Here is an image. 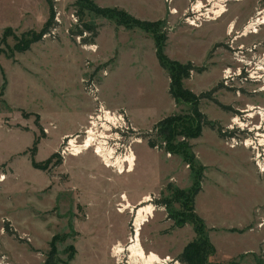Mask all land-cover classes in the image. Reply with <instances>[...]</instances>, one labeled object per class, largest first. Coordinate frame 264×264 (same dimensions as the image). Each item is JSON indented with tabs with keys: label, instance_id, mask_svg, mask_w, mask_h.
Listing matches in <instances>:
<instances>
[{
	"label": "rangeland",
	"instance_id": "obj_1",
	"mask_svg": "<svg viewBox=\"0 0 264 264\" xmlns=\"http://www.w3.org/2000/svg\"><path fill=\"white\" fill-rule=\"evenodd\" d=\"M92 1L102 8L124 11L140 21L160 22L159 33L166 38L164 54L182 65L204 68L203 73L192 71L190 78L183 81V87L197 96L211 93V99L200 100L199 110L215 126H203L196 139L181 137L179 141L187 143L201 167V191L194 199V213L207 226L216 251L209 257V263L255 264L258 258L264 259L260 245L264 239V175L259 174L253 163V151L241 146L230 149L226 145L227 127L232 118L241 116L239 111L244 112L248 107L264 108V91H258L261 84L241 85L235 77L228 85L223 80L226 70L236 74L243 58L245 75L255 71L257 65L263 66L260 61L264 54V26L257 34L241 38L239 35L264 11V0L228 1L227 12L222 17L203 21L199 27H192L186 21L187 16L193 15L190 9L197 0ZM76 2L0 0V179L4 177L0 182V264H45L54 237L56 258L66 264H136L129 260L128 253L117 262L112 257V243L116 238L126 237L123 245H128L134 215L141 205L150 203L156 212L142 228L140 243L146 252L156 253L162 259L169 256L174 264L180 261L184 248L196 239L190 223L177 221V217L182 221L188 209L175 199L178 197L175 190L189 191L194 180L191 167L183 157L167 153L165 143L151 148L148 142L156 139L153 128L159 121L187 115L190 104H177L169 94L170 78L157 60L153 34L119 27L90 12L81 18ZM201 2L208 5L206 0ZM49 3L55 14L49 31H54V35L49 38L43 35L27 51L18 53L15 47L19 42L28 46L24 42L28 43L29 36L39 35L47 25L51 15ZM171 9H176L177 14H170ZM78 20L79 23L82 20L81 27ZM84 24L93 25L98 34L102 31L104 44L110 32L114 47L101 53L97 37L93 43L86 44L87 49L79 45L76 37L80 32H86L88 38L91 36L83 29ZM231 25L235 29L232 35ZM69 61L73 66L72 73L69 71L71 77L82 80V94L77 83L65 85V66ZM117 71L127 74V82L110 80ZM91 81L99 101L109 110L125 112L133 124L125 109H116L112 104L128 105L157 122L150 130L136 127L142 142L133 147L138 158L133 177L129 175L133 172L118 175L105 168L91 151L66 158L57 153L41 163L35 160L42 140L54 143L82 119L85 109L80 96L94 103L86 84ZM70 90L73 96L81 94L76 101L70 98ZM160 117L163 119L157 120ZM51 120H55L57 128L50 124L54 129L48 132L51 126L42 123L49 125ZM257 121L255 118L246 125ZM12 126L21 127L24 132H9L7 127ZM29 127L32 131H25ZM233 132L232 136L239 140L247 138V135L241 137L239 130ZM22 151L25 153L15 161L10 159ZM243 157L250 158L253 173L249 168L243 171ZM33 159L39 165L52 161L46 170H40L33 167ZM130 176L141 182L139 188L129 181ZM129 189L133 196L126 195ZM139 190L149 195L143 199L137 196ZM121 196L134 205L135 208L131 207L134 215L117 212ZM163 199L172 201L169 208L159 204ZM255 207L261 209L263 220L257 226L260 232H250L251 224L243 229L244 224L257 216Z\"/></svg>",
	"mask_w": 264,
	"mask_h": 264
},
{
	"label": "trees",
	"instance_id": "obj_2",
	"mask_svg": "<svg viewBox=\"0 0 264 264\" xmlns=\"http://www.w3.org/2000/svg\"><path fill=\"white\" fill-rule=\"evenodd\" d=\"M75 7L77 8V10H79L78 14L81 13V18L83 17V14H85L86 12H90L96 15L97 17H103V19L106 18L108 20H111L112 22L116 23L119 27H124L126 29L137 28L145 31V33L147 32L154 35L157 60L161 68L167 71L170 78L169 94L177 104H190V112L185 116H170L159 121L153 128V133L154 135H156V139H149L148 145H150L151 148H156L158 147V143H165V151L167 153L183 157L184 162L190 165L192 171L191 173L194 180L193 186L189 191L186 192H180L179 190H175L176 195H178V197H175V199L181 202L185 209H188V212L183 216L182 221L179 220V217H177V221L180 223H190L193 226V230L196 234V239L184 248L183 252L179 257V260L184 264H210L209 257L214 255L216 251L210 241L209 234L206 229L207 226H205L204 221L200 219L196 215V213H194V199L201 191V187L199 186L202 181L200 172L201 167L196 162L195 156L190 153V148L187 143L179 141V138L181 137L191 140L196 139L200 136L201 130H203V126H209L212 128L215 126L213 123L207 121L205 115H203L199 110L200 100H202L203 98L211 99V93H206L201 96H197L192 92L184 89L183 87V81L190 78V74L192 71L195 70L199 73H203L204 68L198 69L195 68L192 64L182 65L179 62L170 60L164 54L166 38L164 35H161L159 33V26H161L160 22L150 23L147 21H140L128 15L124 11L99 7L92 0H77V2L75 3ZM50 9V18L41 33L39 35H30L28 43L24 42L28 46H24L23 42H19L15 47V51H17L18 53H23L27 51L29 49L30 44L40 41L42 36L49 31V29L53 25L55 15L52 9V4H50ZM83 29L89 31L91 33V36L90 38H85L82 41V44L85 45L88 43H93V39L98 36L96 28L93 25L84 24ZM80 34H82V32H80ZM24 39L27 41V38ZM223 108L226 109L225 107ZM36 147L37 140L34 143L33 149L36 150ZM32 152L33 154H35L34 151ZM51 161L52 160L50 159L45 164L39 165L33 159L32 165L37 169L46 170L47 167L51 164ZM159 204L169 208L172 204V201L169 199H163L159 201ZM173 217H175L176 220V215H173ZM49 247L50 251L47 255V259L45 260V264H66L64 262H61L60 260H57L56 258L57 246L55 237L50 243ZM71 259L72 258H70L68 261H71ZM230 264L238 263L234 262ZM255 264H264V259L258 258Z\"/></svg>",
	"mask_w": 264,
	"mask_h": 264
},
{
	"label": "built area",
	"instance_id": "obj_3",
	"mask_svg": "<svg viewBox=\"0 0 264 264\" xmlns=\"http://www.w3.org/2000/svg\"><path fill=\"white\" fill-rule=\"evenodd\" d=\"M169 3H172L171 0H168ZM171 1V2H170ZM198 1V0H197ZM207 4L204 6V13L198 12L195 10V5L191 7V11L193 15L187 16L186 21L192 27H199L203 21H215L213 19L216 16L214 15L213 11H209V5H213L215 1L213 0H206ZM197 3V2H196ZM222 5L226 7L228 2L223 4V1L220 2ZM210 7V8H211ZM202 9V10H203ZM216 10V8H215ZM174 11L177 12L176 9H171L170 14L174 15ZM211 13L212 18H209L207 15ZM264 16V11L259 12L257 14L258 17ZM176 15V14H175ZM197 15V16H196ZM256 16V17H257ZM257 17V19H258ZM75 18V17H74ZM76 19V18H75ZM254 20L252 19L251 22L248 23L247 27L240 33L239 37H245L251 34H257L258 29L261 26H257L254 24ZM192 22H196V25L192 24ZM79 24V25H78ZM81 23L79 20L77 21L78 27ZM255 27V28H254ZM257 28V29H256ZM249 29L248 32L245 30ZM55 30V29H54ZM50 32V31H49ZM54 35V31L50 32L49 34H45L44 37H51ZM89 35L86 32L79 34L76 38L78 39L79 45H83L82 41L85 38H88ZM87 49V48H86ZM231 50H234L233 47H230ZM243 49V47H241ZM243 53V52H242ZM236 55V54H235ZM243 58V56H242ZM262 61L260 63L264 66V54L261 57ZM244 59V58H243ZM243 59L239 60V63L242 65L240 68L237 69L235 75L230 73V70L224 71L223 80L224 84L228 85L231 81L237 78L241 85L245 83H256L261 84L258 91H264V74H260L264 72V67L256 66L255 71L252 73L244 74L243 69ZM235 77V78H234ZM88 84V88L91 95L95 98L94 103H96L97 107L94 110V113L91 114L88 120L87 126L83 129L82 132L79 133L76 137H67L61 143L59 148L58 154L62 158H66L68 156L78 157L86 152H93L96 157H98L101 163L104 165L105 168L111 169L115 171L118 175H123L125 173H130L131 169V162L129 161L134 155L133 147L136 144H140L142 140L138 138L137 129L133 126L132 123L128 120L125 112L123 111H113L106 108L101 101H99L97 96V89L92 81ZM241 116L232 118L231 124L227 127V142L226 145L229 146L230 149H236L238 147H243L247 149V151H253V163L259 174L264 175V108L261 107H248V110L239 111ZM243 114H246L243 116ZM253 115L250 118V115ZM258 118V121L254 124L246 125L248 121L254 120ZM236 119L239 123H236ZM234 130H239L241 137L243 135H247V138H243V140H239L238 137L232 136ZM225 133V134H226ZM90 142V147H87V143ZM74 143V144H73ZM74 145V147H73ZM99 149H103V151L99 154ZM135 157V156H134ZM135 168V162H134ZM133 171V170H132ZM120 210V209H119ZM118 210V211H119ZM132 229H135V220L132 222ZM131 237L129 238V243L131 241ZM162 264H172L173 262L170 260L169 256L165 259H162ZM174 264H182L180 261L176 260Z\"/></svg>",
	"mask_w": 264,
	"mask_h": 264
},
{
	"label": "crops",
	"instance_id": "obj_4",
	"mask_svg": "<svg viewBox=\"0 0 264 264\" xmlns=\"http://www.w3.org/2000/svg\"><path fill=\"white\" fill-rule=\"evenodd\" d=\"M99 32V34H98V36H97V38H96V42L98 43V45H99V49H101L100 50V52L102 53V51H110L109 49H112L113 47H114V45H115V43H114V40H113V38L111 37V33L110 32H108L107 33V35L106 36H108V38H109V40H108V42H107V44H104V41L102 40V38H101V36H102V34H103V32L102 31H98ZM101 32V33H100ZM88 54V53H87ZM142 55V54H141ZM140 56V55H139ZM101 57H104V56H102L101 55ZM92 58H94V57H92ZM142 58H145L144 56H142ZM135 59V58H134ZM138 59H140V58H138ZM97 61H99V60H97ZM67 64V66H65L66 67V70H67V72L65 73V75H67V77L64 79V82H65V85H70V84H72V82H75V83H77L78 84V86H79V88H80V92H81V94L83 93V91H82V84H81V82H82V80H81V78H79V77H76V78H74V77H71V73H72V71L73 70H71L72 68H73V66H72V64H71V62L69 61L68 63H66ZM80 69V68H79ZM84 70V69H83ZM71 73H70V72ZM80 72H82L83 73V71L80 69L79 70ZM143 73H144V71H143ZM81 77H82V75H81ZM128 79V77H127V74H124V73H121V71L119 72V71H117L116 73H114L112 76H111V79L110 80H115V81H117L118 83H120V82H123V84L125 83V82H127L126 80ZM81 86V87H80ZM73 90H70L69 91V93H70V98L71 99H73V100H77L76 98L77 97H79V96H77L78 94H74L75 96H73L72 95V92ZM84 95H82V96H80L81 97V99L79 100L80 102H84V103H82V107H84V109H85V111H84V116L82 117V119H80V121H78L77 122V125H76V127L75 128H72L71 130H68V131H66V132H64L60 137H59V139H57L56 141H54V143H50L49 144V141H48V139H46V140H42V142L39 144V147H38V152H37V155L35 156V160L38 162V163H41V162H44L45 160H47L49 157H51L53 154H56L57 155V153H58V151H59V148H60V146H61V141H63L64 139H66L67 137H70L71 135H76V134H78V133H80V132H82L83 131V129L87 126V123H88V120H89V117L91 116V114H92V112H93V110H94V103H93V101L92 100H90L89 98H87V97H83ZM89 100V101H88ZM114 107H116V109H120V108H122V109H125L126 111H127V113H128V115H129V117H130V119H131V121L133 122V125L135 126V129H136V127L139 129V130H150V128L153 126V125H155L157 122H153V121H155V120H153V121H151L150 120V118L148 117V116H145V114H142L141 112H138L137 111V109L136 108H131L130 106H124V105H114V104H112ZM154 113V112H153ZM164 117V116H163ZM161 119H163L162 117H160V118H158L157 120H161ZM52 122H50L49 123V125H45V123L43 122L42 124H43V126H53V125H55V127L57 128V126H56V122H55V120H51ZM152 122V123H151ZM51 124V125H50ZM52 126L49 128V129H47L48 130V132H49V130H52V129H54V128H52ZM8 129V131L9 132H14V133H17V134H19L18 132H24L22 129H21V127H7ZM31 128L29 127V129H27V130H25V131H32V130H30ZM34 130V129H33ZM35 131V130H34ZM35 134H37V132H35ZM34 134V135H35ZM34 140H35V137H34ZM34 142V141H33ZM139 146V145H138ZM28 149V148H27ZM27 149H25V151H27ZM245 150V149H244ZM243 150V152H245ZM25 151H22V152H19V153H17L16 155H11V157H10V159H13V161H15L16 159H17V157L18 156H20V155H22V154H24L25 153ZM244 154V153H243ZM86 155V154H85ZM85 155H83V156H85ZM23 156H25V155H23ZM27 156V159H28V161H29V158H28V155H26ZM94 156V155H93ZM13 157H15V158H13ZM21 157V156H20ZM94 158H96L95 156H94ZM136 158H137V156H136ZM9 159V160H10ZM138 159V158H137ZM96 161H97V163L101 166V164H100V162L98 161V159L96 158ZM137 162H138V160H137ZM11 164H12V162H11ZM251 164V161H250V158H245V157H243V171H244V169H248L249 168V170L253 173L255 170H254V168L252 167V165H250ZM137 165H136V168H135V170L133 171V173H131V174H129V175H131L132 177L136 174V169H137ZM30 172L32 173L33 171H31V168H30ZM133 174V175H132ZM129 177V181H133V183L136 185L137 184V187L139 188V184H141V182L139 183V181L138 180H136V179H133L132 177ZM133 186V185H132ZM145 191H147V190H145ZM133 191L131 190L130 191V189L129 190H127V196H131V194H132V196H133V194H134V192L132 193ZM139 194V195H138ZM149 195V193H146V192H144V191H141V190H139V192H137V196H139V197H142L143 199H144V197L145 196H148ZM139 199V198H138ZM138 199H137V201H138ZM255 213H256V217L254 218V219H252L250 222H248L247 224H244L243 225V229H245L246 227H249L250 226V224L253 226V228H251V230L252 231H250V232H260L259 231V228L257 227L258 226V224H259V222H260V220H263V219H261L262 217H261V215H260V211H261V209L259 208V207H255ZM128 238H122V237H120V238H116L115 240H114V242L112 243L114 246H116V245H123V243H124V240H127ZM261 247L264 249V239H262V241H261ZM113 246V247H114Z\"/></svg>",
	"mask_w": 264,
	"mask_h": 264
},
{
	"label": "bare ground",
	"instance_id": "obj_5",
	"mask_svg": "<svg viewBox=\"0 0 264 264\" xmlns=\"http://www.w3.org/2000/svg\"><path fill=\"white\" fill-rule=\"evenodd\" d=\"M200 0H198L195 5V10L198 12H201L202 9L204 8L203 3H199ZM215 1L212 5V7L210 8L209 11H213L214 15L216 16L215 18H220L222 17L225 12H227V8L222 5L220 2L223 1V4L228 2V1H235V2H239L240 0H213ZM242 1V0H241ZM240 1V2H241ZM221 4V5H220ZM216 8V10H215ZM174 14H177L176 11H174ZM209 18H212V14L209 13L207 15ZM262 17H257L254 20V24L257 26H264V16L263 14L261 15ZM215 21H217V19H213ZM192 24L196 25V22H192ZM254 27V28H255ZM257 29V28H256ZM234 26L231 25L230 26V30H229V34L232 35V33L234 32ZM246 32L249 31V29L245 30ZM239 38V37H237ZM252 108V107H250ZM252 115V114H251ZM250 115V118H252L253 116ZM263 119H264V114H263ZM236 123H239V121L236 119L235 121ZM74 144V143H73ZM74 147V145H73ZM87 147H90V142L87 143ZM103 151V149H99L98 153L100 154ZM101 155V154H100ZM135 156V155H134ZM132 157L129 161L131 162V169L134 170V162L136 164V156ZM77 157V156H76ZM130 171L133 172V171ZM4 181V177L2 179H0V182ZM125 198H127L125 196ZM150 198V197H149ZM127 200L124 199L123 196H121V204L119 205V207H117V212L120 214H124V213H132L133 214V209L135 208L134 205H130V203L126 202ZM151 201V199H150ZM150 201L146 202V203H150ZM132 207V208H131ZM137 208V207H136ZM120 209V210H119ZM119 210V211H118ZM155 207L153 206V204L150 203V205H141L138 209V212L134 215L135 218V229L133 231V234L131 236V241L130 243H127L128 245L124 246V245H116L114 247H112L113 250V258H116L117 262H120L123 255L125 254V256L128 253V258L131 262L136 263V264H162V258L156 254V253H152V252H146L145 249L143 248L142 244L140 243V234L142 231V228L145 226V224H147L150 220L149 217L152 215V217H154L153 214H155ZM171 260V258H170Z\"/></svg>",
	"mask_w": 264,
	"mask_h": 264
},
{
	"label": "flooded vegetation",
	"instance_id": "obj_6",
	"mask_svg": "<svg viewBox=\"0 0 264 264\" xmlns=\"http://www.w3.org/2000/svg\"><path fill=\"white\" fill-rule=\"evenodd\" d=\"M244 52V51H243ZM256 64V63H255ZM252 68H254L253 66H252ZM121 199V198H120ZM119 207V206H118Z\"/></svg>",
	"mask_w": 264,
	"mask_h": 264
}]
</instances>
